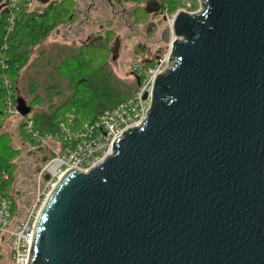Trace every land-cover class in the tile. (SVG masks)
I'll use <instances>...</instances> for the list:
<instances>
[{"label": "water", "instance_id": "water-1", "mask_svg": "<svg viewBox=\"0 0 264 264\" xmlns=\"http://www.w3.org/2000/svg\"><path fill=\"white\" fill-rule=\"evenodd\" d=\"M201 6L176 16L143 125L54 189L28 264H264V0Z\"/></svg>", "mask_w": 264, "mask_h": 264}, {"label": "trees", "instance_id": "trees-1", "mask_svg": "<svg viewBox=\"0 0 264 264\" xmlns=\"http://www.w3.org/2000/svg\"><path fill=\"white\" fill-rule=\"evenodd\" d=\"M117 3L134 4L133 19L135 24L145 23L146 14L142 8L144 0H116ZM163 10L173 14L184 4L181 0L163 2ZM14 26L11 27L10 16L0 15V132L11 118L8 113L9 90L4 80L10 81L13 90V102L24 99L25 94L33 96L30 108L42 104L41 92L50 98L52 95L63 96V89L72 90V98L63 104L51 107L49 113H31L19 124L18 137L25 148H39L32 138L25 121L34 123V131L42 137H53L64 146H69L65 126L70 133L77 132L85 125L96 122L106 111L112 110L131 98L137 84H128L118 79L109 68L110 51L107 43L101 49L81 46H55L42 49L36 61L31 62L35 49L42 46L48 37L60 26L72 24L77 20L74 0H55L43 11H33L28 5L13 10ZM10 136L0 133V197L14 201L13 213L23 212L28 205L21 206L15 200L16 185L24 174L32 187L31 197L35 191L36 172L28 170L20 176L16 157L19 151L10 145ZM40 168V167H39ZM8 179L3 178V174ZM23 194V192H20ZM0 245V256L4 255Z\"/></svg>", "mask_w": 264, "mask_h": 264}, {"label": "built area", "instance_id": "built-area-1", "mask_svg": "<svg viewBox=\"0 0 264 264\" xmlns=\"http://www.w3.org/2000/svg\"><path fill=\"white\" fill-rule=\"evenodd\" d=\"M157 1L161 4L162 15L169 31V39L163 53L151 64L147 65L139 60L131 63L132 76L137 84V90L131 98L114 109L106 111L96 122L85 125L73 134L65 126H62V132L66 135L69 146H64L53 137L40 136L38 132L34 131V123L31 120L25 121L32 138L40 147L49 152V158L41 166L40 171L36 172L35 191L25 211L14 214L13 199L0 197V245L12 264H28L31 242L39 217L49 197L63 177L71 170L87 173L100 165L113 154L112 147L116 140L120 139L130 129L141 127L147 119L152 106L154 81L168 68L170 55L175 42L178 40L173 29L176 16L182 12L194 15L202 11L201 0L188 1L173 14H168L163 10L162 4L167 0ZM181 1L184 4L186 0ZM31 2L35 1L9 0L6 8L0 9V15L5 9L9 11L8 16H10L11 22L9 32L13 31L15 22L13 10H18L24 5H28L30 8ZM3 3H6V0ZM4 85L8 88L10 96L8 113L19 117L21 123L26 117H21L17 110V101L13 102V90L10 81L5 79ZM56 147H60V149L56 150ZM46 176H49V180L45 179ZM3 178L7 180L8 176L4 173ZM14 191L15 200L23 206L24 203L20 201L18 191L16 189Z\"/></svg>", "mask_w": 264, "mask_h": 264}, {"label": "flooded vegetation", "instance_id": "flooded-vegetation-1", "mask_svg": "<svg viewBox=\"0 0 264 264\" xmlns=\"http://www.w3.org/2000/svg\"><path fill=\"white\" fill-rule=\"evenodd\" d=\"M74 1L76 3V13L78 20L77 1ZM82 1H84V3L82 2L83 9L81 10L80 6L78 8L80 9L82 16H87L85 17L84 24L86 25V27H89V29H83L82 31H80V34H86L84 39L81 42L77 40L68 41V37L64 34L62 35V38L65 40L63 41V43H59V46L76 47V43H81L80 47L89 46L101 49L106 46L107 43H110L108 48L112 61H118L122 57L128 60H139L145 63L148 61L156 60L163 53L168 37L165 18L162 15V8L156 17H154L153 15H148L145 12V8L147 7V0H144L142 8L146 14L147 20L145 23L137 25L134 23L133 19V10L136 8V6L134 4H131L134 5V9L130 13L134 29H130L129 34L123 36L118 32L117 27H110L106 22L104 27L100 24V21L109 17V14L114 12L116 5L127 3L120 4L117 3L116 0ZM155 1L161 6V4L157 0ZM92 15L95 17H93ZM77 20L72 24H65L60 26L54 33L58 35L61 28L70 27L71 31H73V26L75 25ZM81 27L82 24L78 28ZM77 31L76 29L74 30V32ZM99 37H103V40H100ZM111 49L115 51L114 55H112ZM31 149H28L25 158L29 162L32 161V163H26L24 165H29V167H27L25 171H33L35 168L41 167L45 157L43 154H38V152H36L35 154H31ZM20 167L21 171H24V167ZM25 176L26 175L24 174L16 185L18 197L20 201H22V203L29 202L32 193L31 184L29 182H26L27 178H25ZM20 192H23V194H20Z\"/></svg>", "mask_w": 264, "mask_h": 264}, {"label": "rangeland", "instance_id": "rangeland-1", "mask_svg": "<svg viewBox=\"0 0 264 264\" xmlns=\"http://www.w3.org/2000/svg\"><path fill=\"white\" fill-rule=\"evenodd\" d=\"M188 1L193 2V0H186V1H184V5ZM40 7H44V6H41L37 2H31V4H30V9L33 11L40 8ZM82 7L83 6L81 4L80 5L81 10L83 9ZM133 9H134V5H131V4L116 5L114 12L109 14V17H107L105 19V22L107 24H109L110 27H117L118 32L121 33L123 36H125V35L129 34V30L134 27L132 24V18L130 16V13ZM137 25H139V24H137ZM85 35H86L85 33L80 34L75 39H78L77 41L81 42L84 39ZM64 40L65 39H63L62 37L57 36L55 33H52L42 46H40L38 49L37 48L35 49L34 54L31 57V62L36 61V63H38L39 60H37V59H38L39 53H40V51H42V49L48 50L52 47L59 45V43H63ZM80 44L81 43H76L75 44L76 48H79ZM133 61H135V60H128V59H125L122 57L118 61H112L111 56H110L108 65H109V68L112 70V72L114 73V75L118 79H120V80H122L128 84H133L135 81L133 79L131 68H130L131 63ZM63 94H64L63 96L52 95L50 98H48L46 96V94L44 93V91L41 92L40 95L42 96V104L41 105L37 104V105H34L33 107L31 106V108H32L31 115L34 116L36 113H49L51 111V107L59 106V105L63 104L65 101L71 99L73 91L67 90L65 87L63 89ZM32 99H33V96L25 94V97L23 100H25L27 106L30 107L29 102ZM20 121L21 120L19 117L12 116L9 119V121L6 123V125L4 126L2 132L7 133L8 136H10V139H11L10 145L12 146V148H14V150H16V151L21 152L16 157L17 165H18V167L23 166L24 167L23 170H26V168L29 167V165L28 166L27 165L24 166V165L26 163H32V161L29 162L28 160H26L25 155H26V152L28 151V148H25V146L22 145V143L18 137V135H19L18 134V127H19ZM2 132H0V133H2ZM35 149H37V148H33L31 150L33 151ZM55 149L59 150L60 147H56ZM46 152H47L48 157H49V152L47 150H46ZM38 154H42V153H38ZM20 168L18 170L19 175L21 173L23 174V172H24V171H21ZM40 168L37 167L34 169V171L37 172V170ZM20 179L21 178H19V180ZM24 204L29 206L30 202H24ZM1 257H2V259H0V264H12L10 262L8 255H6V253L4 255H1L0 258Z\"/></svg>", "mask_w": 264, "mask_h": 264}, {"label": "crops", "instance_id": "crops-1", "mask_svg": "<svg viewBox=\"0 0 264 264\" xmlns=\"http://www.w3.org/2000/svg\"><path fill=\"white\" fill-rule=\"evenodd\" d=\"M77 1V11H78V20H77V22L75 23V25L73 26V29L75 30L76 29V31H77V29H78V31L77 32H74V30L73 31H71V27L70 28H61V30H60V33L57 35V36H60V37H62V35H66L67 37H68V41H70V40H78V39H75V38H77L78 37V35H80V31H82L83 29H89V27L87 26L86 27V25L84 24V21H85V17H87V16H82V14H81V11H80V9L78 8L81 4H83L84 3V1H80V0H76ZM83 2V3H82ZM42 6V5H41ZM47 6H44V7H40V8H38V9H36V10H34V11H43V10H45V8H46ZM93 16V15H92ZM93 17H95V16H93ZM82 24V27L81 28H78V27H80V25ZM100 24L102 25V26H104L105 27V19L104 20H101L100 21ZM66 30V31H65ZM95 32V31H94ZM79 33V34H78ZM71 36V37H70Z\"/></svg>", "mask_w": 264, "mask_h": 264}]
</instances>
